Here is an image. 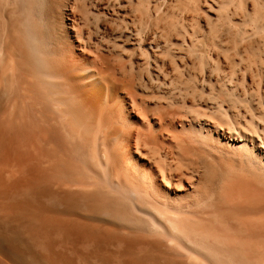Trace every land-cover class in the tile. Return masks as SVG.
Returning a JSON list of instances; mask_svg holds the SVG:
<instances>
[{"label":"bare ground","instance_id":"6f19581e","mask_svg":"<svg viewBox=\"0 0 264 264\" xmlns=\"http://www.w3.org/2000/svg\"><path fill=\"white\" fill-rule=\"evenodd\" d=\"M0 264H264V0H0Z\"/></svg>","mask_w":264,"mask_h":264}]
</instances>
